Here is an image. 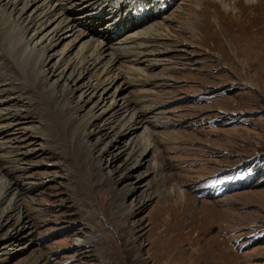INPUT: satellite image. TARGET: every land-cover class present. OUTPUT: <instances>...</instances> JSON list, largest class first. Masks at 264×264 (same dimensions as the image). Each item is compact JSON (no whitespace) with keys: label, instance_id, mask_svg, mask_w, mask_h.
Instances as JSON below:
<instances>
[{"label":"rangeland","instance_id":"374dc122","mask_svg":"<svg viewBox=\"0 0 264 264\" xmlns=\"http://www.w3.org/2000/svg\"><path fill=\"white\" fill-rule=\"evenodd\" d=\"M117 1L115 15L105 19V24L119 23L108 41L114 47L127 30L136 29L120 22L125 12L142 16L151 7L144 0ZM206 2L217 6L195 9V15H202L200 22L194 23L187 10L195 0H174L141 26L143 30L168 16L162 23L172 28L170 37L151 41L159 46L150 50L166 48V60L145 68L152 82L126 84L117 95L119 105L129 97L136 106L144 96L140 91H147L152 96L146 99L157 106L147 115L148 130L156 140L147 163L134 165L140 152L134 150L137 136L132 133L116 140L120 147L112 151L116 157L103 154L113 133L99 121L103 139L97 142L99 133H95L90 142L96 144L94 161H102L89 170L93 175L102 172L89 181L91 175L85 168L80 175L73 170L89 162L84 144L67 152L74 159L71 166L72 159L61 151L64 147L51 139L57 135L53 133L50 139L46 133L31 136V127L37 132L42 120L35 121L38 117L30 110L29 100L20 99L18 92L0 96V109L10 108L11 115L25 117L20 122L0 121V155L9 146L15 155L21 153L14 157L23 158L15 164L0 158V264H264V243L259 244L264 240V168L255 185L221 197L211 194L212 186L200 187L252 157H264V0H236L234 6L228 2L236 9L230 15L218 3ZM79 14L70 13L71 21L75 16L81 19ZM88 33L87 39L103 40L95 32ZM2 37L0 29L1 42ZM67 40L57 45V53L51 52L50 64L59 69L79 52L77 43L59 60ZM150 50L145 49V54ZM5 57L0 58V73L5 71ZM146 62L140 67L147 66ZM72 73L71 67L68 75ZM10 75L17 77L14 71ZM0 81V90L22 86H15L11 79ZM84 91L77 90L76 96ZM113 92L114 88L107 104L112 103ZM91 106H84L79 116L87 115ZM164 114L167 120L160 121L161 125L159 118ZM236 114L243 118L230 122L229 115ZM41 127L46 129V125ZM74 127L61 130L67 141ZM143 132L139 130L138 135ZM10 138L16 140L10 143ZM75 156L81 158L75 160ZM2 183L10 185L3 197ZM184 194L186 199L181 200ZM20 220L27 222L31 233L17 232ZM78 236L91 238L93 244L79 246Z\"/></svg>","mask_w":264,"mask_h":264},{"label":"bare ground","instance_id":"6f19581e","mask_svg":"<svg viewBox=\"0 0 264 264\" xmlns=\"http://www.w3.org/2000/svg\"><path fill=\"white\" fill-rule=\"evenodd\" d=\"M144 1L147 5H151L150 10L142 16L139 13L133 14L131 12H125V15L122 17L123 20H120V22L124 21L125 26H131V28L136 29L132 31L127 30V33L119 38L120 40H118L117 46L114 47L113 45L111 46L108 41L112 40V37H110L112 29L118 27L119 23H113V21L109 19L108 21L110 22L105 24V19L106 17L115 15V7L120 4L117 0H0V29L3 34V40L2 42L0 41V51H2L0 58L5 55V59L7 60L6 64H2V66L5 67V71L0 73V80L9 81L11 79V81H16L15 86L19 87L22 85L18 89L17 87L13 89H1L0 96L4 95V93L18 92L20 94V99L29 100L30 103H28V106L30 110L38 117V120L35 121L39 122V120H42L41 123L39 122L40 126L37 124V132L33 129L34 127H31V132L33 133L31 136H36L35 134L41 135V133L43 135L46 133V139H50L53 133L57 135V139H51L52 141H59L58 145L64 147H60L62 148L61 151L64 149L66 157L72 159L71 166L74 164V159L69 156L67 152H71L72 149L75 151L76 145L80 149V142L84 144V151H86L89 162L86 166H77L73 170L76 174L80 175L84 174L85 168L91 175L89 181L93 180L94 175L97 176V174L102 172L98 170L93 175L89 170L97 161L98 166L99 162L102 161V158L101 160L94 161L93 151H95L96 144L90 142V137L95 133H99V137L96 139L97 142L103 139V133H101L102 128L98 126L99 121H104V125L112 130L113 133L111 141H109L103 149V154H107L113 158L116 157L117 155L112 153L114 148L120 149L119 146L115 145L116 140L130 133L137 136L135 141H133L135 144L134 150L140 152L134 164L135 166L147 163L149 160L148 154L156 147V140L154 141L155 133L148 130L150 121H148L147 115L151 114L149 110H154V108L157 107H154L153 104L146 99L152 96L147 94L150 92L140 91V95L144 96L139 98L136 106L135 102L132 101L133 99L129 97L128 99L125 97L121 105H119L120 103L118 104L117 100L118 93L125 90L128 85L136 82L141 85L152 82L150 81L151 78H149L146 73V69H150V67L155 66V64H158L161 60H166L165 47H162V49L157 52L149 48H158L159 45H152L153 43L151 42L155 41L156 38H165V36L170 37L169 34L172 28L162 23L168 20V16L164 17L162 19L163 21L161 20L153 26L143 30L141 28L143 23L155 14L156 10L159 8V4L165 3L166 1ZM200 1L201 0H195V3L187 9L189 15L195 19L194 23L202 21V15L199 18V16L194 14L195 9L201 10L202 6H208V9L212 6H217L216 4H208L206 0H204V2ZM212 1L224 7L227 15L236 11V9L230 8L228 5V2H230V4L234 6L236 0ZM196 5H198V8ZM187 10L184 11L186 12ZM70 13H73V16L80 13L79 15H82V17L79 19L78 16H75L73 17L75 20L72 22ZM157 14H161L160 11ZM194 27L197 28L196 25H194ZM134 31L138 32L128 35ZM192 31L194 32V29ZM88 32L97 33L103 40L87 39ZM165 32H168V34ZM30 34L31 38L27 39V36L29 37ZM67 38L70 40H67ZM64 39L67 40V43H65L63 47L64 49L59 60H63L66 53L69 55L70 50L73 49L77 43H80V53H76L77 55L70 61L71 63L69 62L68 65L59 69L55 64H50L52 59L51 52H54L57 45ZM139 39L142 40L140 43L137 42ZM111 47H113L114 50L111 49ZM116 49L117 51H115ZM145 49L150 50V52L145 54ZM156 54H158L156 58L149 60L148 56H154ZM124 61L129 63L130 67H127ZM144 61H149L146 62L148 65L140 67ZM71 67L73 73L68 75V70ZM11 71H14L17 77L13 76L12 78L10 75ZM0 83L2 82L0 81ZM113 88L114 92L111 94L113 96L112 103L107 104L106 99L110 98L108 93ZM81 89L85 91L77 97L76 91ZM29 91L33 95L25 96V93ZM156 94L160 95V92ZM1 102L0 100V103ZM88 103L92 104L89 113L80 117L79 112ZM9 112L10 108L0 109V121L5 119L9 120L11 118L18 122L22 121V118L25 120L23 114L17 113L11 115L12 113L10 114ZM58 112H62L60 118L62 121L58 119ZM117 112H119V115H117ZM44 115L47 116L46 120L42 118ZM163 116V118L160 116L159 122L163 121L164 123V121L167 120L166 114ZM163 123L160 122L161 125ZM41 124L46 125V129H42ZM10 126H12L11 123L6 126V128L9 127L7 129L8 131ZM73 126H75L74 132L73 134L71 133L67 141L63 131L68 128L72 129ZM2 127L1 125L0 130ZM26 127L27 125L24 131L28 130V127ZM62 129L63 131L61 132ZM141 129H143L144 132L138 135ZM40 130H42V132H40ZM78 133H81V136H79ZM10 140V143H12V141L16 139L10 138L9 141ZM9 149V146H5L1 149V151H4V153L0 155L2 161L14 164L17 161H22L23 158L14 157L21 153L17 151L15 155L14 149L11 151H9ZM22 155H24V153H22ZM77 158L80 159L81 157L75 156V160ZM8 187H10L9 184L2 183V189L4 190L2 191L3 193H1L2 197L6 193L8 194V189L5 190V188ZM106 191L110 193L112 190L109 189ZM101 192L103 193V191ZM180 199H186V195H182ZM181 204L187 206L186 201H181ZM19 225L20 227L17 229V232L24 230L23 232L25 235L31 233V230H29L30 227L25 220H20ZM77 238L76 240L79 246H87V244L93 242L91 238L82 239V237L79 236Z\"/></svg>","mask_w":264,"mask_h":264},{"label":"built area","instance_id":"2783aa9c","mask_svg":"<svg viewBox=\"0 0 264 264\" xmlns=\"http://www.w3.org/2000/svg\"><path fill=\"white\" fill-rule=\"evenodd\" d=\"M235 116V117H234ZM229 117H230V122H239V118H240V120H241V116L240 115H229Z\"/></svg>","mask_w":264,"mask_h":264},{"label":"trees","instance_id":"16d2710c","mask_svg":"<svg viewBox=\"0 0 264 264\" xmlns=\"http://www.w3.org/2000/svg\"><path fill=\"white\" fill-rule=\"evenodd\" d=\"M262 178H263V177H262ZM262 178H261V179H262ZM261 179H259V181H260ZM253 185H255V184H253ZM253 185H252V186H253ZM262 243H264V240H263L261 243H259V244H262Z\"/></svg>","mask_w":264,"mask_h":264},{"label":"clouds","instance_id":"9594fccd","mask_svg":"<svg viewBox=\"0 0 264 264\" xmlns=\"http://www.w3.org/2000/svg\"><path fill=\"white\" fill-rule=\"evenodd\" d=\"M242 118H243V116L242 115H240ZM255 184V183H254ZM252 186V185H251ZM250 187V186H249Z\"/></svg>","mask_w":264,"mask_h":264}]
</instances>
